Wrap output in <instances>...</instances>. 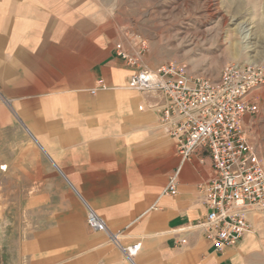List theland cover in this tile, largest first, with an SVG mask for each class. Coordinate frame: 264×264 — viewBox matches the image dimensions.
<instances>
[{"label": "crops", "instance_id": "obj_1", "mask_svg": "<svg viewBox=\"0 0 264 264\" xmlns=\"http://www.w3.org/2000/svg\"><path fill=\"white\" fill-rule=\"evenodd\" d=\"M120 45L102 0H0V143L17 142L4 164L29 192L18 264H264L263 213L232 248L206 240L212 159L199 148L182 164L165 98L128 89L137 69ZM88 207L108 233L88 226ZM137 244L132 263L123 249Z\"/></svg>", "mask_w": 264, "mask_h": 264}, {"label": "built area", "instance_id": "obj_2", "mask_svg": "<svg viewBox=\"0 0 264 264\" xmlns=\"http://www.w3.org/2000/svg\"><path fill=\"white\" fill-rule=\"evenodd\" d=\"M145 46L135 56L121 45L117 48L119 57L137 69L128 89L154 92L165 98L160 124L176 141L182 164L191 160L199 148L210 155L214 177L200 187L209 209L205 237L216 252H223L253 231L249 214H264V165L245 126L246 117L260 112L255 92L264 87V67L227 64L217 80L191 74L180 62L153 70L142 62ZM97 90H107V86L100 81ZM178 175L179 171L170 180L166 194L176 192ZM87 223L94 231L108 233L106 222L90 207ZM109 236L117 243V236ZM140 249L137 244L123 251L133 263Z\"/></svg>", "mask_w": 264, "mask_h": 264}, {"label": "rangeland", "instance_id": "obj_3", "mask_svg": "<svg viewBox=\"0 0 264 264\" xmlns=\"http://www.w3.org/2000/svg\"><path fill=\"white\" fill-rule=\"evenodd\" d=\"M102 6L117 20L129 54L146 43L141 57L150 69L180 62L217 80L227 64L264 67V0H102ZM255 93L260 112L248 117L247 134L264 165V87ZM16 146L0 143V264H18L20 242L28 238L20 233L30 225L29 192L17 191V176L4 164Z\"/></svg>", "mask_w": 264, "mask_h": 264}]
</instances>
